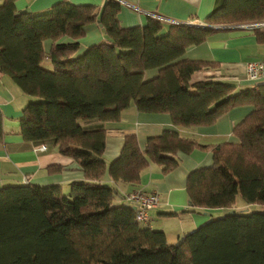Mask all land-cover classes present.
Returning a JSON list of instances; mask_svg holds the SVG:
<instances>
[{
	"label": "trees",
	"instance_id": "16d2710c",
	"mask_svg": "<svg viewBox=\"0 0 264 264\" xmlns=\"http://www.w3.org/2000/svg\"><path fill=\"white\" fill-rule=\"evenodd\" d=\"M14 1L0 0V73L28 100L9 131L29 142L52 141L83 178L65 195L58 184L0 188V264H264V210L244 212L264 205V83L239 86L221 78L218 62L183 57L221 29L214 24L264 20V0H222L208 25L174 23L164 32L151 17L143 26H120L117 0H105L99 13L92 4L59 2L39 14L16 10ZM92 23L106 40L77 53ZM253 33L264 45V26ZM64 36L70 40L59 41ZM148 70L155 73L148 77ZM130 106L169 115L173 128L147 137L143 148L126 134L107 161L105 129L81 121L117 122ZM238 106L249 111L232 128L237 142L203 145L176 131L212 125ZM4 133L0 110V141ZM196 148L209 151L212 162L188 172L187 209L226 212L168 244L163 230L139 225L125 190L140 184L148 166L168 173L178 152Z\"/></svg>",
	"mask_w": 264,
	"mask_h": 264
},
{
	"label": "crops",
	"instance_id": "0c3cea01",
	"mask_svg": "<svg viewBox=\"0 0 264 264\" xmlns=\"http://www.w3.org/2000/svg\"><path fill=\"white\" fill-rule=\"evenodd\" d=\"M119 2L118 21L122 27L143 26L147 18L160 20L165 27L174 23L204 24L205 18L222 0H117ZM59 2L72 4H92L99 13L105 0H15L18 11L33 14L44 13ZM219 31L209 36L198 45L188 46L183 57L191 60H205L219 63L222 79L234 81L239 86H250L253 83L244 78L245 63L264 60V45L257 43L253 33L255 24L218 23ZM264 26V24H261ZM260 26V25H259ZM62 37L59 41H69ZM106 36L98 23L87 26L86 33L79 39L77 53L90 45L104 42ZM45 47L49 41L44 42ZM155 72L148 70V77ZM211 74V72H208ZM28 97L23 94L12 80L0 73V110L3 114L5 133L0 141V188L6 185L33 183L36 185L58 184L60 191L67 193L69 183L83 178V172L71 158L60 153L52 141L40 143L23 140L22 136L10 133V128L21 116V111ZM248 106L230 109L208 126L180 129L181 136L190 137L199 144H218L224 141L237 142L231 134L232 128L248 113ZM86 129L103 128L106 131L104 157L107 161L115 158L122 147L126 134H135L143 148L147 137L157 135L165 129L173 128L170 116L164 113H141L128 107L117 122L98 120L81 121ZM44 145L42 151L34 150ZM179 164L172 171L162 174L159 166L152 164L140 174L139 187L159 194L157 206L149 211L151 228L161 229L168 244L177 242L179 235L184 234L203 221L222 216L226 209L197 208L187 209L188 196L185 190L186 177L190 170L209 166L212 156L209 151L194 149L188 154L178 152ZM60 164L58 173H50L46 168ZM104 181L111 182L107 174ZM125 188V187H124ZM185 210V211H184Z\"/></svg>",
	"mask_w": 264,
	"mask_h": 264
},
{
	"label": "built area",
	"instance_id": "2783aa9c",
	"mask_svg": "<svg viewBox=\"0 0 264 264\" xmlns=\"http://www.w3.org/2000/svg\"><path fill=\"white\" fill-rule=\"evenodd\" d=\"M264 22V20H261ZM197 25H202L200 21H194ZM244 78L249 82H264V60L248 61L245 63ZM43 150L46 148L42 145ZM157 193L145 192L142 188L128 186L125 191V202L133 205L136 210V220L144 223H150L149 211L154 208L158 202Z\"/></svg>",
	"mask_w": 264,
	"mask_h": 264
},
{
	"label": "rangeland",
	"instance_id": "374dc122",
	"mask_svg": "<svg viewBox=\"0 0 264 264\" xmlns=\"http://www.w3.org/2000/svg\"><path fill=\"white\" fill-rule=\"evenodd\" d=\"M244 23H249V24H255V25H257V26H261V24H264V22H262L261 20H249V21H245V22H241V23H236V24H244ZM186 24H188V25H196V26H202V25H197V24H195V23H186ZM228 24V23H227ZM257 26H255V27H257ZM260 83V82H259ZM41 147H43L42 145H39V146H37L34 150H36V151H42L43 150V148H41ZM46 147V146H45ZM129 187H130V185H128ZM128 186H127V188H126V190L128 189ZM132 187H138L139 188V183L137 184V185H135V186H132ZM125 190V191H126ZM143 191H145V192H148V193H150V192H155V193H157L156 191H154V190H151V191H146V190H144V189H142ZM62 194L63 195H65V194H67V193H64V192H62ZM158 194V193H157ZM157 196V199H158V201H159V194L158 195H156ZM242 200H241V198L240 197H237V202L236 203H239V202H241ZM158 203V202H157ZM130 205V204H129ZM130 206H133V205H130ZM156 206H157V204H156ZM155 206V207H156ZM154 207V208H155ZM133 208H134V206H133ZM244 208H246V209H244V212H246V213H250V212H253V211H261V210H264V205H260V204H256V203H254V204H249V205H246V207H244ZM153 209V208H152ZM152 209H150V210H152ZM214 218H215V216H214ZM149 221H151V218H150V220ZM205 221H207V220H205ZM205 221H203L202 223H204ZM141 227H146L147 225H149V226H151L152 227V225L153 224H144V223H140L139 224ZM195 229V228H194Z\"/></svg>",
	"mask_w": 264,
	"mask_h": 264
},
{
	"label": "water",
	"instance_id": "95a60500",
	"mask_svg": "<svg viewBox=\"0 0 264 264\" xmlns=\"http://www.w3.org/2000/svg\"><path fill=\"white\" fill-rule=\"evenodd\" d=\"M205 25H208V24H204L203 26H205ZM213 26H219V25H213ZM260 83H264V82H260ZM219 217H221V216H217V217H215V218H219ZM210 219H212V217H210L209 219H207V221H209ZM207 221H205V222H207ZM205 222H204V223H205ZM191 231H193V229L190 230V231H188V232H185L184 234H180L177 243H178L180 240H182V239L184 238V236H187Z\"/></svg>",
	"mask_w": 264,
	"mask_h": 264
}]
</instances>
